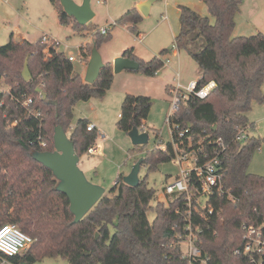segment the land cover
<instances>
[{
  "label": "trees",
  "instance_id": "16d2710c",
  "mask_svg": "<svg viewBox=\"0 0 264 264\" xmlns=\"http://www.w3.org/2000/svg\"><path fill=\"white\" fill-rule=\"evenodd\" d=\"M202 1L215 21L180 6L181 28L175 46L197 63L203 74L200 85L214 80L217 88L206 100L189 98L173 122L182 131L188 130L184 141L187 144L190 140L194 149L201 146L212 155L214 147L209 141L218 138L227 146L221 154L227 193L213 196L210 203L214 214L196 222L203 230L200 247L209 255V264H238L233 250L240 244L243 223H264V175L248 172L263 140L251 136L243 144L234 141L239 130L252 126L248 115L254 103L264 104V33L234 37L241 0ZM50 2L61 24L73 23L79 33L97 31L96 47L111 41L112 27L117 25L137 34L144 19L137 8L130 9L110 25L109 34L102 35L92 23L80 26L64 12L59 0ZM44 49L42 39L21 44L10 41L0 47V86L10 87L0 93V229L14 224L35 239L25 253L6 261L34 264L45 258H62L71 264H186L179 239L186 225L183 197L169 206L157 202L153 207L156 191L148 177L138 187H130L119 178L111 194L105 195L82 221L74 223L68 198L56 190L58 181L32 158V153L54 152L55 129L63 126L68 133L74 107L79 102L104 98L114 74L106 64L99 79L87 84L64 52L52 48L46 58ZM85 49L81 47V58H89ZM134 51L127 49L123 57L139 62L138 72L149 78L164 68L169 52L164 50L147 62ZM26 62L32 74L29 82L22 77ZM29 99L40 118L28 115L24 103ZM152 106L150 97L127 95L118 129L126 134L134 128L147 129ZM88 125L87 120H79L70 136L80 158L98 138V130L89 131ZM172 137L178 140V133L174 131ZM174 156V143L170 142L166 150L157 147L148 152L142 166L153 173ZM151 210L156 215L153 222L148 218Z\"/></svg>",
  "mask_w": 264,
  "mask_h": 264
},
{
  "label": "rangeland",
  "instance_id": "374dc122",
  "mask_svg": "<svg viewBox=\"0 0 264 264\" xmlns=\"http://www.w3.org/2000/svg\"><path fill=\"white\" fill-rule=\"evenodd\" d=\"M246 12L257 5L264 10V0H241ZM179 6L192 8L203 17H209L212 23L214 17L209 13L206 4L201 0H159L151 9L150 15L145 17L138 25V33H133L129 28L121 26L112 27L111 41L97 47L102 56L104 64L107 60L120 54L130 47L140 49L142 58L151 61L159 56L162 51L168 50L164 57L165 66L157 77L149 80H142L144 74L141 72L139 78L123 74L119 76L117 88L108 92L102 99L93 98L87 102H79L74 107V119L69 137L79 120L95 122L98 126V138L96 143L101 144V149L93 154L84 153L80 158L79 167L84 172L88 181L94 185L103 187L105 195H110L119 178L128 176L133 166L141 159H145L148 152H152L157 146H167L172 142V130L167 123L170 114V94L166 84L172 86L178 84L176 73L180 70L179 81L183 86H187L191 81L197 79L198 65L186 51H179L178 57L174 56L175 36L180 32V9ZM105 1L96 4L98 17L93 21L98 29L108 26L107 20L112 24L119 19V15L114 10L106 8ZM92 22V23H93ZM264 33V26L258 29L251 24H245L239 20L238 26L234 31L236 37H249ZM97 31H84L82 33L74 30L73 23L61 24L58 12L51 4L50 0H0V47L7 45L17 35L23 36L31 43L39 41L46 36L61 43L58 51L73 54L77 57L75 66H79L81 55L80 47L86 48L88 57H91L92 50L96 45L94 36ZM139 33L144 38H139ZM23 43V42H22ZM79 57V58H78ZM119 58V57H118ZM170 63L167 64L166 61ZM127 85L129 88L141 92L140 95L151 97L153 106L147 119V133L149 142L144 146H134L128 134L120 131L117 127L119 114L121 113L122 103L125 95L118 90L119 85ZM116 87V86H115ZM2 88L9 90V86L2 85ZM264 92V86H263ZM252 128L250 136L263 140L261 148L253 155L248 172L255 175H264V104L254 103L252 111L248 115ZM253 125H255L253 127ZM178 174V168L173 163H165L159 166L158 171L149 173L145 166H142L139 177L141 180L148 177V183L156 191L155 200L169 206L178 197L179 193H165V188L173 184ZM13 211H11L12 213ZM155 211H149L148 218L151 222L155 219ZM184 251L186 250L183 247ZM25 253V252H24ZM4 264H13L6 261ZM24 264V260H21ZM26 264V263H25ZM34 264H71L62 258H45Z\"/></svg>",
  "mask_w": 264,
  "mask_h": 264
},
{
  "label": "built area",
  "instance_id": "2783aa9c",
  "mask_svg": "<svg viewBox=\"0 0 264 264\" xmlns=\"http://www.w3.org/2000/svg\"><path fill=\"white\" fill-rule=\"evenodd\" d=\"M110 31V26H105L99 30L102 35H107ZM41 39L42 44L45 46L46 58L51 56L52 48L58 49L61 46L59 41L49 37L44 36ZM66 56L70 62L76 61L75 56L67 54ZM166 63L169 64L170 61L167 60ZM180 77V73H177L178 84L169 88L171 100L170 114L167 118V123L170 125L172 133L174 131L178 133V140H174L172 137L175 156L171 161L178 168V174L174 183L168 185L164 192L168 194L178 192V198L183 197L185 204V234L183 237H179L182 258L186 261V264H209V255L200 247V235L203 230L196 221L198 218L208 220L214 214V209L210 203L211 198L216 195L222 197L227 193L221 165V154L226 151L227 146L222 138L209 141L214 147L213 154L210 155L201 146L194 149L190 140L186 144L184 140L188 130L182 131L179 125L174 124V118L180 111L182 104L189 98L208 99L217 88V83L211 80L200 85L203 79V74L201 73L197 79L191 81L187 86H183L179 81ZM4 92H7V90L0 86V93ZM32 104V99L24 103L28 115L40 118L42 115L31 107ZM0 106H3L1 101ZM251 128V126H248L239 130L234 139L235 143H245L251 137L249 134ZM87 129L92 131L96 127L89 124ZM141 132L147 133V130L143 128ZM157 147L166 150V146ZM96 152L98 150L94 148H90L88 151L89 154ZM177 213L180 214V211L178 210ZM242 229L243 235L240 244L233 250V256L238 259V264H264V223H243ZM34 243L35 239L24 233L17 225L9 224L3 226L0 229V264H4L8 258L24 253ZM183 247L186 248L185 251Z\"/></svg>",
  "mask_w": 264,
  "mask_h": 264
},
{
  "label": "water",
  "instance_id": "95a60500",
  "mask_svg": "<svg viewBox=\"0 0 264 264\" xmlns=\"http://www.w3.org/2000/svg\"><path fill=\"white\" fill-rule=\"evenodd\" d=\"M59 2L64 12L80 26H86L91 23L96 15L92 0H82L81 2L79 0H59ZM154 2L156 0H148L138 6L142 16L148 17L150 15V9ZM14 42L21 44L22 39L17 36ZM105 66L106 64H104L102 56L95 45L88 64L85 83L94 84L99 79ZM113 68L114 74H120L123 71H139L141 65L135 60L121 56L115 59ZM22 77L26 82L32 80V74L27 62L22 71ZM213 130H216V127ZM128 135L134 146H144L149 142L148 133H143L138 128H134ZM54 145V152L35 151L32 153V158L53 173L58 181L56 190L68 198L71 213L75 217L74 223L78 224L105 196L106 190L88 181L79 167L80 157L76 153L75 144L63 126H58L55 129ZM143 162L144 159L139 160L133 166L131 173L124 177L126 185L130 187H138L140 185L139 174Z\"/></svg>",
  "mask_w": 264,
  "mask_h": 264
},
{
  "label": "crops",
  "instance_id": "0c3cea01",
  "mask_svg": "<svg viewBox=\"0 0 264 264\" xmlns=\"http://www.w3.org/2000/svg\"><path fill=\"white\" fill-rule=\"evenodd\" d=\"M80 2L82 1V0H79ZM100 1H105V4L107 5V9H108V13H109V10H114V12H117V15H119L118 17H122L127 11H129L130 9H133V8H137L138 9V6L139 5H141V4H143L144 2H146V1H148V0H92V6H93V9H94V11H95V17H94V19L92 20V22L98 17V14L96 13V9H95V7H96V4H100ZM157 1H159V0H156V2ZM202 1V0H201ZM156 2H154L153 3V5L156 3ZM152 5V6H153ZM180 7V6H179ZM151 9H152V7H151ZM151 9H150V12H151ZM139 13L141 14V12L139 11ZM141 16H142V14H141ZM120 17V18H121ZM143 18H145L144 16H142ZM119 18V19H120ZM118 18H117V20H115L114 21V23L116 24V22L119 20ZM239 20L240 21H242L243 23H245L246 25L247 24H251V25H253V26H255V28H259V27H263L264 26V10H262V8L260 7V6H256V7H252L250 10H249V12H246L245 11V9H244V7L242 6L241 7V9H240V12L237 14V16H236V28H237V26H238V22H239ZM110 21H112V20H107V24H109L108 26H110V25H112V23L110 22ZM91 22V23H92ZM92 24H94L95 25V23L93 22ZM118 26V25H117ZM121 28H125V27H123V26H121ZM259 33H263L262 31H260ZM258 33V34H259ZM179 34V33H178ZM177 34V35H178ZM257 35V34H256ZM18 36V35H17ZM176 37V36H175ZM234 37H236L235 35H234ZM242 37H244V36H242ZM20 38L22 39V42H24V41H28V40H26L23 36H20ZM112 38H113V35H112ZM139 38H144L143 37V35L141 34V33H139ZM11 41H14L13 40V38H12V40ZM2 47V46H1ZM81 47H83V46H81ZM81 47H80V50H81ZM130 48H134V53H135V55L139 58V59H141V60H143V56H142V54H141V52H140V49H137L136 47H130ZM130 48H128V49H130ZM127 50V49H126ZM126 50H124L123 52H120V54H116V56H114V57H112V58H110L109 60H107V64H110L111 65V69H112V71H113V65H114V61H115V59L116 58H118V57H121V56H123V53L126 51ZM67 55H73V54H68V53H66ZM173 55L174 56H176V57H178V55H179V51H178V49H177V51H174V53H173ZM73 56H75V55H73ZM80 57V59H79V66H75V71L82 77V79H83V81L85 82V76H86V72H87V68H88V64H89V62H90V59H91V57H89V58H81V56H79ZM78 57V58H79ZM75 58H76V61L75 62H77V57L75 56ZM143 61H145V60H143ZM75 62H73V64L75 63ZM136 71H123L122 73H120V74H114V72H113V74H114V82H113V85H112V87H111V89L108 91V92H111L114 88H117V83L119 82V80H121V78L120 79H118L119 78V76H122L123 74H127L126 76H128V77H130V76H133V78L134 79H137V78H139V76L140 75H136V74H138V73H135ZM138 72V71H137ZM178 73H180V76H181V72H180V70L178 71ZM159 74V73H158ZM198 74L200 75L201 74V72H200V70L198 69ZM158 76V75H157ZM156 76V77H157ZM176 76H177V73H176ZM144 78H146V79H142V80H151V79H154V78H149V77H144ZM116 86V87H115ZM166 86H167V89L168 88H170L171 86H172V84H169V83H167L166 84ZM121 89V91H120V93H122L123 95H125L124 97L126 98V96L127 95H135V96H142V95H140L141 94V92H139V91H137V90H134V89H131V88H129V86H127V85H119L118 86V90H120ZM108 92L106 93V95L105 96H107V94H108ZM148 97V96H147ZM151 98V97H150ZM119 118H120V114H119ZM88 121V120H87ZM89 122V124H92V125H94L95 127H96V129L98 130V126H97V124L95 123V122H90V121H88ZM146 126H147V121H146ZM255 125H253V127H254ZM101 144H97L96 143V145L93 147L94 149H97L98 151L101 149Z\"/></svg>",
  "mask_w": 264,
  "mask_h": 264
}]
</instances>
